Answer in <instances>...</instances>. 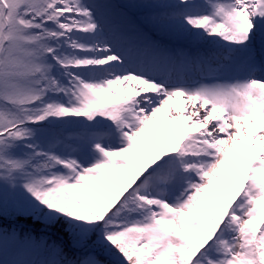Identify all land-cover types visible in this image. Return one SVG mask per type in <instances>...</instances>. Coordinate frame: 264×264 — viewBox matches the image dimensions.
Listing matches in <instances>:
<instances>
[{"label": "snow or ice", "instance_id": "snow-or-ice-1", "mask_svg": "<svg viewBox=\"0 0 264 264\" xmlns=\"http://www.w3.org/2000/svg\"><path fill=\"white\" fill-rule=\"evenodd\" d=\"M0 264H264V0H0Z\"/></svg>", "mask_w": 264, "mask_h": 264}]
</instances>
